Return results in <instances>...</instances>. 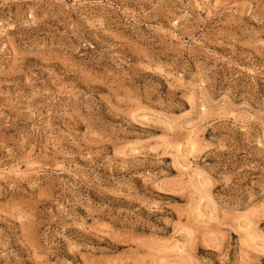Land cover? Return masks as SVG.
Here are the masks:
<instances>
[{"label":"rangeland","instance_id":"374dc122","mask_svg":"<svg viewBox=\"0 0 264 264\" xmlns=\"http://www.w3.org/2000/svg\"><path fill=\"white\" fill-rule=\"evenodd\" d=\"M0 264H264V0H0Z\"/></svg>","mask_w":264,"mask_h":264}]
</instances>
